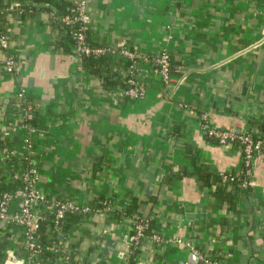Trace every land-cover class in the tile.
<instances>
[{
	"label": "crops",
	"instance_id": "0c3cea01",
	"mask_svg": "<svg viewBox=\"0 0 264 264\" xmlns=\"http://www.w3.org/2000/svg\"><path fill=\"white\" fill-rule=\"evenodd\" d=\"M31 2L0 0L10 7L0 47V171L8 148L27 154L43 195L34 213L45 228L56 202L87 209L38 253L18 224L0 219L4 256L9 250L25 264H196L184 245L149 234L131 252L125 208L134 202L164 238L188 240L220 264H264V151L251 160L247 188L226 189L232 206L196 171L199 163L232 174L241 167L238 145L214 141L205 125L254 132L264 120V0H84L92 43L167 52L170 81L141 62L136 98L105 89L55 44L59 29L42 2L12 10ZM18 206L12 197L7 209Z\"/></svg>",
	"mask_w": 264,
	"mask_h": 264
},
{
	"label": "built area",
	"instance_id": "2783aa9c",
	"mask_svg": "<svg viewBox=\"0 0 264 264\" xmlns=\"http://www.w3.org/2000/svg\"><path fill=\"white\" fill-rule=\"evenodd\" d=\"M20 10L18 11V13ZM1 13V9H0ZM62 21L68 24L75 23V44L72 50L74 53H102L104 51L117 52L124 58L129 59V63L124 73L132 72V75H126L124 77V87L121 88V94L129 97L136 98L142 93V88L137 82L136 74L138 71V65L141 62H147L150 65L151 71L157 73L163 83L170 81L169 73V56L166 51L161 50L154 54L147 55L139 53L128 47H119L117 49H110L109 47H91L84 42V28L87 27L88 14L85 9L84 0H74L68 14L64 15ZM0 47H7V36L5 32L0 29ZM5 68L12 70L15 67V59L11 54H7L4 59ZM203 121L206 119L205 114H201ZM204 125V124H203ZM206 134L218 143H236L241 152V161L243 162L244 176L241 178L239 187L244 188L248 181L250 174L251 160L254 155L264 151V138L252 137L250 133L246 131L234 132L230 129L208 126L205 125ZM25 146L29 145L28 140L24 142ZM218 174L223 178L232 179L233 175L218 171ZM19 179L17 186L12 192H4L0 198V219H6L18 224L24 233L26 244L29 247L30 253H34L36 246V237L32 232L38 227L39 216L34 213V207L43 200V195L35 188L34 182L36 178V168L32 161L27 158L24 169L15 174ZM12 197L19 198V206L14 211H8V202ZM53 219L56 221L63 215L65 211H77L86 210L87 207H80L72 200H63L54 203ZM136 219V220H135ZM131 229L133 235L131 237L132 245H135L140 237L143 235L147 224L142 217L134 218L131 220ZM150 238L157 242H166L169 240L184 245L197 257L196 264H220V262L214 258L205 256L200 251L196 250L188 240L180 237L168 239L162 237L156 231H150ZM0 264H25L21 260H17L11 251L6 250L5 256Z\"/></svg>",
	"mask_w": 264,
	"mask_h": 264
},
{
	"label": "trees",
	"instance_id": "16d2710c",
	"mask_svg": "<svg viewBox=\"0 0 264 264\" xmlns=\"http://www.w3.org/2000/svg\"><path fill=\"white\" fill-rule=\"evenodd\" d=\"M32 2H42V8L49 12L50 21L58 27L59 29V37L55 41V44L61 47L65 51L72 52L79 60L80 66L87 71L89 74L94 75L98 78L101 85L106 89L112 87H124V77L127 75H132V72H125L127 64L129 63V59L118 55L117 52L111 51H104L102 53H79L76 54L72 50L75 44V23H65L62 21V17L69 13L72 2H67L65 0H31ZM18 3L12 10L19 12V14L24 13L25 11H29L34 3ZM8 3L0 4V29L4 32L2 28V20L4 18V14L10 7H8ZM84 42L86 45L91 47H104L99 44H94L90 41L88 36L87 27L84 28ZM169 63V69H170ZM205 121H203L204 124ZM32 123V122H31ZM210 126V125H208ZM256 131L245 130L246 132L250 133L252 137H260L264 138V120L255 123ZM212 139V138H211ZM215 141V140H214ZM7 145H11V141L7 142ZM8 157L6 158V164L3 168V171H0V198L4 192H12L13 189L17 186L19 179L15 174H19L25 167V162L28 158L27 154L18 155L16 151L13 150V147L7 149ZM198 175L201 177L203 182L209 183L213 182L216 184V190L218 196L221 200H225V202L229 205H233V201L231 195L229 194V189L231 187H238L241 178L244 176V169L245 166L241 161L240 170L232 174L230 171H223L225 173L232 174V179L225 178L223 179L219 174L218 171H206L205 166L199 163ZM202 171V172H201ZM9 175V180L4 181L5 175ZM247 187H245L246 189ZM228 189V190H226ZM40 203V202H39ZM38 204V203H37ZM103 204H97L92 208H98ZM134 209V202H131L127 208H125V213H130L131 220L133 221L134 218L142 217L145 219L147 224V228L145 229L144 234H150V231H155L152 227L151 220L144 215L136 213L133 211ZM77 211H65L61 217H59L56 221L53 219V213L50 214L49 217H45L44 221L48 223L47 227L45 228L42 225V218L39 217L38 227L32 232V234L37 238V243L34 248V253H38L42 251V249L49 250V246H53L55 242L59 240V233L62 234L71 224V222L75 221L79 216L76 214ZM136 220V219H135ZM43 226V227H42ZM157 232V231H156ZM133 230L130 231V236L132 237ZM132 244V243H131ZM133 246V247H132ZM131 252L135 250V245H132ZM4 241L0 240V261L3 259L4 256ZM44 250V254L55 255L56 253L53 250L46 252ZM46 255V254H45ZM63 255V254H62Z\"/></svg>",
	"mask_w": 264,
	"mask_h": 264
}]
</instances>
